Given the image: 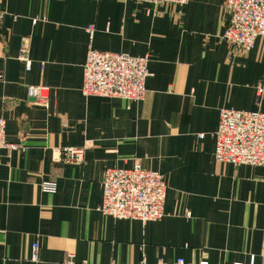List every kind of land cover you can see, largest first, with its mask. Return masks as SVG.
Wrapping results in <instances>:
<instances>
[{
    "label": "crops",
    "instance_id": "1",
    "mask_svg": "<svg viewBox=\"0 0 264 264\" xmlns=\"http://www.w3.org/2000/svg\"><path fill=\"white\" fill-rule=\"evenodd\" d=\"M224 2L0 0V118L23 147L0 151V264H264V168L215 161L212 136L220 109L264 113V37L225 41ZM89 45L150 57L142 101L82 96ZM66 148L84 161H62ZM135 164L163 176L158 221L99 210L103 172Z\"/></svg>",
    "mask_w": 264,
    "mask_h": 264
},
{
    "label": "built area",
    "instance_id": "2",
    "mask_svg": "<svg viewBox=\"0 0 264 264\" xmlns=\"http://www.w3.org/2000/svg\"><path fill=\"white\" fill-rule=\"evenodd\" d=\"M133 1L152 6H182L189 2ZM224 8L229 15L228 26L223 34L225 41L248 51L257 38L264 37V0H225ZM86 31L92 39L93 28L89 27ZM149 59L148 55L133 57L125 53L100 52L89 45L82 72V96L142 101L145 96L144 83L149 76ZM18 60L24 63L26 71H30L28 37L21 40ZM27 94L30 97L45 99L42 87H28ZM204 136L200 134L198 137L202 139ZM212 136L215 141V161L233 166L264 168V113L220 109L217 127ZM19 149L23 150L21 142L12 144L6 141L5 121L0 118V151L11 152ZM61 160L81 164L84 161L83 150L66 148L62 152ZM39 188L43 193L54 194L57 187L52 181H42ZM101 188L102 204L99 210L104 216L117 220H137L141 223L155 222L163 216L166 184L158 172L144 169L139 164H135L131 169H106L103 172ZM185 216L189 217L190 214L187 212ZM38 249L37 242H33L30 262L38 261ZM141 264L146 262L143 260ZM157 264L193 263L177 258L170 263L159 261ZM197 264L208 262L199 261Z\"/></svg>",
    "mask_w": 264,
    "mask_h": 264
}]
</instances>
